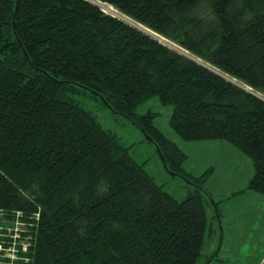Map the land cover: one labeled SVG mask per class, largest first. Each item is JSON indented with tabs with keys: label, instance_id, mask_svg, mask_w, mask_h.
Listing matches in <instances>:
<instances>
[{
	"label": "trees",
	"instance_id": "16d2710c",
	"mask_svg": "<svg viewBox=\"0 0 264 264\" xmlns=\"http://www.w3.org/2000/svg\"><path fill=\"white\" fill-rule=\"evenodd\" d=\"M80 89L154 145L191 188L184 199L75 101ZM255 94L264 99V0H0V264H197L205 207L219 215L205 188L214 167L188 174L157 114L137 108L157 98L181 141L231 145L253 175L229 199L264 196Z\"/></svg>",
	"mask_w": 264,
	"mask_h": 264
},
{
	"label": "rangeland",
	"instance_id": "374dc122",
	"mask_svg": "<svg viewBox=\"0 0 264 264\" xmlns=\"http://www.w3.org/2000/svg\"><path fill=\"white\" fill-rule=\"evenodd\" d=\"M104 12L124 20L112 12L106 10ZM196 60L203 63L199 59ZM79 91V94L73 95L75 101L89 112L104 130L115 136L121 145L128 149L132 158L138 164L143 165L156 184L163 186L164 190L176 200L184 199L191 188L181 178L173 177L165 170L154 145L150 144L130 121L113 113L99 98L87 91L81 89ZM147 112L157 114L154 120L155 126L188 156L186 167L184 164L186 171L199 176L210 166L215 167L214 175L205 187L212 196L213 202L219 204V215L211 205L206 206L205 209L208 229L213 226L218 229L215 239L218 241V246L222 242L220 258L227 257L228 264H236L235 261L243 262V259L239 258L250 256L261 258L264 264V196L246 192L236 199H229L232 194L246 188L248 180L252 177L253 169L249 159L226 142L212 141L209 144H212L213 150L206 154L199 149V146H203L200 143L207 142L185 143L181 141L169 128L172 108L162 106L157 98H152L137 108V113L140 115ZM222 150L225 151L224 154ZM233 158L234 160L230 161ZM223 159L227 161V164ZM220 199H223L222 202H219ZM17 226L18 231H23L22 225L17 224ZM208 234L205 238L202 259H205L208 253L206 245ZM212 239L214 240V236ZM20 244L22 253L26 252V241L22 239ZM9 256L14 261L20 257L17 255L13 257L11 252Z\"/></svg>",
	"mask_w": 264,
	"mask_h": 264
},
{
	"label": "crops",
	"instance_id": "0c3cea01",
	"mask_svg": "<svg viewBox=\"0 0 264 264\" xmlns=\"http://www.w3.org/2000/svg\"><path fill=\"white\" fill-rule=\"evenodd\" d=\"M211 142L200 143L203 146H199V149L203 153H206V154L212 152V150H213L212 147H211L212 144H209ZM222 152H223V154L225 153V151H223V150H222ZM233 160H234V158L231 159L230 161H233ZM187 161H188V156H187L186 162ZM223 161L227 164V161L225 159H223ZM183 167H184V165H183ZM185 167H186V164H185ZM186 172L188 174L194 176V177H197L196 175H193V174L189 173L188 171H186ZM214 172H215V167H214ZM213 175H214V173H212V175L210 176V178L207 180L205 186H208V184L210 183L209 180L212 178ZM206 190H207V188H206ZM222 200L223 199H220L219 202H222ZM217 232H218V229H215L214 226L208 229V233L209 234L207 236L208 237V241L206 243L207 248H208V253L205 256V259H202L201 258L197 264H228V258L227 257L224 258V259H222V257L220 258L222 242H220L219 243L220 246H218V244H217L218 241H217V239H215L216 236H217ZM220 235H221V230H220ZM213 236H214V240L212 239ZM239 259H243V262L242 261H235L236 264H262L261 258H252L250 256H246V257L239 258Z\"/></svg>",
	"mask_w": 264,
	"mask_h": 264
},
{
	"label": "water",
	"instance_id": "95a60500",
	"mask_svg": "<svg viewBox=\"0 0 264 264\" xmlns=\"http://www.w3.org/2000/svg\"><path fill=\"white\" fill-rule=\"evenodd\" d=\"M127 22V21H126ZM129 23V22H128ZM132 24V23H131ZM132 26H136V25H134V24H132ZM137 27V26H136ZM147 32V31H146ZM148 34H151V33H149L148 32ZM152 37H153V34H152ZM154 38H157V39H159L160 41H162L163 43H165V44H168V43H166L165 41H163L162 39H160V38H158V37H154ZM169 45V44H168ZM170 47H172V48H175L174 46H172V45H169ZM176 50H178L181 54H183L185 57H187V58H189V59H191V60H193V61H195V62H197V63H199V64H201V65H203V66H205V67H207L206 65H204V64H202V63H200L199 61H197V60H195L194 58H192L191 56H189L187 53H185V52H183L182 50H180V49H177V48H175ZM208 69H210L209 67H207ZM210 70H212V69H210ZM213 72H215L214 70H212ZM216 73V72H215ZM218 74V73H217ZM245 90H247V91H249L248 89H245ZM256 95V94H255ZM258 98H260L262 101H264V99L262 98V97H260V96H258V95H256Z\"/></svg>",
	"mask_w": 264,
	"mask_h": 264
},
{
	"label": "bare ground",
	"instance_id": "6f19581e",
	"mask_svg": "<svg viewBox=\"0 0 264 264\" xmlns=\"http://www.w3.org/2000/svg\"><path fill=\"white\" fill-rule=\"evenodd\" d=\"M100 6V5H99ZM101 8L105 11H109V12H112V13H114V14H116V15H118V16H120L113 8H110V7H108V6H104V5H101ZM124 20H125V18H124Z\"/></svg>",
	"mask_w": 264,
	"mask_h": 264
},
{
	"label": "built area",
	"instance_id": "2783aa9c",
	"mask_svg": "<svg viewBox=\"0 0 264 264\" xmlns=\"http://www.w3.org/2000/svg\"><path fill=\"white\" fill-rule=\"evenodd\" d=\"M1 251V250H0ZM1 257V256H0Z\"/></svg>",
	"mask_w": 264,
	"mask_h": 264
}]
</instances>
